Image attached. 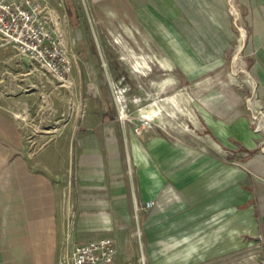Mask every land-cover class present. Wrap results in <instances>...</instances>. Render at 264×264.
I'll return each instance as SVG.
<instances>
[{
  "label": "rangeland",
  "instance_id": "1",
  "mask_svg": "<svg viewBox=\"0 0 264 264\" xmlns=\"http://www.w3.org/2000/svg\"><path fill=\"white\" fill-rule=\"evenodd\" d=\"M39 1L49 29L70 60V76L62 82L39 67L26 66L1 38L0 59L17 60L8 65L0 61V70L20 72L19 88L24 96H32L22 103L28 108V148L36 152L57 143L72 162L62 182L68 232L85 230L88 238L116 240L120 264H264L260 242L238 233L233 224L244 211L235 205L243 201L240 184L248 172L244 148L264 156V90L251 46L254 18L247 16L243 2L176 0L174 8L167 7L168 13H180L190 22L201 39L196 50L171 34L170 20L155 8L151 15L143 10L145 15L127 16L120 8L122 0ZM204 44L213 45L222 56L204 49ZM89 116L99 122L97 128L86 126V135H98L102 167L109 170L110 160L117 161L118 170L132 179L127 188L132 185L139 194L143 150L161 147L164 159L152 172L165 176L167 183L154 208L110 210L80 193L73 164ZM210 127L229 129L230 134L223 142L207 131ZM111 135L116 142L106 145L104 138ZM207 154L230 161L232 232L225 234L230 241L221 239L227 219L221 208L170 201L176 191L174 177L181 169L183 173L192 164H202ZM221 200L222 194H215L210 203L222 205ZM123 215L129 218L121 223Z\"/></svg>",
  "mask_w": 264,
  "mask_h": 264
},
{
  "label": "crops",
  "instance_id": "2",
  "mask_svg": "<svg viewBox=\"0 0 264 264\" xmlns=\"http://www.w3.org/2000/svg\"><path fill=\"white\" fill-rule=\"evenodd\" d=\"M90 2L112 3L111 0H90ZM175 2L176 0H122L119 3L127 16L141 13L143 10L146 11V15H151L153 8L162 12L161 14L170 20L171 34L183 41L187 49H196L201 39L195 35L190 22L180 13L166 11L168 6L174 8ZM241 2L247 16L254 18L251 46L255 51L257 71L264 90V0H241ZM203 47L211 50L213 54L222 56L211 44H204ZM197 53L202 55L200 52ZM179 58L182 59L183 55ZM16 60L13 57L0 59L5 65ZM20 75L21 73L16 69L9 74L6 73L5 68L0 70V264H58L62 258H71L78 245L98 238H88L85 230L75 231L74 234L68 232V221L64 218L61 207L64 192L62 182L70 172L68 168L72 162H68V154L61 151L57 143L36 152L28 148L24 121L28 108L22 103L24 98L32 96L22 94L19 88L21 83L16 80ZM106 121L107 119L104 123ZM98 123L90 116L87 122L85 121L80 151L74 160L73 171L82 189V192L79 189L80 193H84L83 197L95 206L107 207L110 210L141 209L145 201H156L167 183L165 176L156 177L152 172L157 162H162L164 159L165 153L162 152L161 147L143 150L142 193L139 194L132 185L127 188V182L133 184L132 179L128 174L125 175L118 170L117 161L110 160L109 170L102 167V160L98 155V135L96 133L86 135V126L90 129L97 128ZM207 131L214 134L217 139L222 138L223 142L225 135L230 134V131L227 133L211 127ZM116 138L114 135L105 137L104 143L113 144ZM244 150L249 156L244 158L248 172L244 174L243 182L240 184V196L243 197V201L235 202V205H241L244 211L239 214V218L233 220V224L238 225V233L260 242L264 254V156L256 155L247 148ZM213 155L207 154V159L197 167L194 166L197 164H192L185 169L186 172L182 173L183 169L180 170L173 181L176 191H172L173 194L170 195L172 199L169 200H181L184 205L191 206L206 203L208 209L221 208L224 217H227L223 222L224 236L221 239L230 241V235L225 236V234L232 232L231 166L230 161H216L211 158ZM115 166L116 168H113ZM160 170L162 171L161 166ZM215 194L219 197L222 194V205L210 203ZM112 215L113 213L110 214L113 219ZM121 218L124 220L119 222L123 223L129 216L123 215ZM236 240L244 239L236 238ZM118 246L117 244L118 253L114 264H120Z\"/></svg>",
  "mask_w": 264,
  "mask_h": 264
},
{
  "label": "built area",
  "instance_id": "3",
  "mask_svg": "<svg viewBox=\"0 0 264 264\" xmlns=\"http://www.w3.org/2000/svg\"><path fill=\"white\" fill-rule=\"evenodd\" d=\"M0 38L17 50L27 66L39 67L62 82L70 76V60L49 29L39 0H0ZM154 206L155 202H146L141 210ZM117 253L112 238L90 240L78 245L71 258H62L58 264H114Z\"/></svg>",
  "mask_w": 264,
  "mask_h": 264
}]
</instances>
